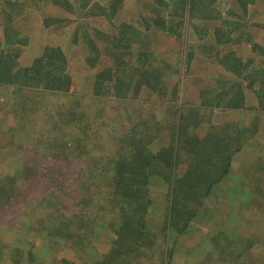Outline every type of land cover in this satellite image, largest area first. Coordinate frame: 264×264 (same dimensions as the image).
<instances>
[{"label":"rangeland","instance_id":"1","mask_svg":"<svg viewBox=\"0 0 264 264\" xmlns=\"http://www.w3.org/2000/svg\"><path fill=\"white\" fill-rule=\"evenodd\" d=\"M30 1L34 4L26 10L28 0H0V40L4 38L6 21L24 37L25 34L29 36L27 45H20L22 50L18 61L22 68L30 66L47 46H60L69 59L73 87L70 95L44 91L31 95L25 93V89L0 86V264H25L28 255L32 257V264H97L100 263L98 259L119 248L114 239L122 226L120 207L110 202L115 192L111 185L116 177L117 164L132 156L128 144L134 137L131 134L133 127L144 119L149 126L160 124L161 131L149 128L158 135L150 150L157 153L168 147L172 143L170 129L177 119L176 111L181 110L177 107L200 106V91L215 88L216 79L222 77L220 68L212 57L196 52L200 41L193 27L187 25L184 36L179 39L156 35L151 41L156 55L167 62L168 68L171 67L166 73L169 99L151 96L145 91L136 99L97 97L93 92L96 70L111 63L103 56L97 69L85 66V49L73 44L72 39L79 23L87 25L86 20L68 17L70 21L65 24L47 29L43 24L48 16L67 18L69 15L49 0ZM148 2L126 0L117 25L138 23L144 4ZM255 9L256 23L260 26L250 24L247 31L257 41L264 42L263 10ZM89 24L90 30L93 26L108 27L101 19H94ZM230 50L243 53V45L225 47L222 54ZM190 55L193 59L188 66ZM176 87L179 97L171 105L173 99L169 94ZM25 94L30 98L26 107ZM71 95H77L80 100L71 98ZM247 96L251 99L253 94ZM253 103H249L245 116L241 117L251 119L252 125L258 124L256 135L245 142L252 141L262 149L251 165L255 178L247 184L253 194L252 201L246 204V208L237 209L227 222V213L218 212V220L203 223V229L215 236L213 248L208 250L205 258V250H192L188 238L176 240L180 244L176 247L175 234L162 231L164 217L161 219L153 213L148 219L152 231L141 233L132 264L237 263L235 252L224 254L223 242L217 239L221 233L255 240L253 252L257 260L253 259V263L249 260L247 264H264V177L260 183H255L264 166V115L259 117L261 114L254 112ZM201 116L204 124L195 133L203 139L212 128L224 134L225 126L235 114L203 109ZM243 122H240V129H248ZM230 142L234 152L238 144H245L235 138ZM186 154L180 152L179 176L190 167L185 161ZM249 157H233L232 166L240 175L235 172L230 175L237 180L244 178L242 175L247 177L246 167L253 162ZM64 179L69 181L66 183ZM158 187L161 191L151 184V195L157 191L156 201L164 205L167 185ZM192 237V241H200V236ZM91 239H94L93 248L99 256L85 252ZM171 251L174 252L172 256Z\"/></svg>","mask_w":264,"mask_h":264},{"label":"trees","instance_id":"2","mask_svg":"<svg viewBox=\"0 0 264 264\" xmlns=\"http://www.w3.org/2000/svg\"><path fill=\"white\" fill-rule=\"evenodd\" d=\"M32 3L30 0L25 2V9L31 8ZM49 3L69 16H48L43 24L47 29L65 24L70 21L68 17L86 20L87 25L79 23L72 39L73 44L85 49V66L97 69L103 56L111 63L110 66L96 70L93 92L97 97L136 99L145 91L151 96L167 98L166 73L171 67L168 68L167 62L156 55L151 41L156 35L179 39L184 36L183 30L187 25L193 27L200 41L196 45V52L212 57L218 64L222 77L216 79L215 88L200 91V106L177 107L181 110L176 111L177 119L170 129L172 143L168 147L157 153L150 150L158 135L149 128L161 131L163 127L158 128L160 124L156 126V123H152L149 126L144 119L133 127L131 134L134 137L130 138L131 143L128 144L132 156L125 157L124 163L117 164L118 170L111 185L115 192L113 198H109L110 202L120 207L122 226L114 239L119 248L98 259L100 263L97 264H132L141 233L152 231L148 227V219L153 213L161 219L164 217L162 231L168 234L172 231L176 237L174 242L182 237L188 238L192 250H205V258L208 250L213 248L215 236L203 229V223L218 220V212L227 213V222L237 209L246 208L253 197L244 175V178L238 180L230 175L233 172L240 175L232 166L233 157L250 156L253 164L261 148L252 141L245 142L256 135L258 124L241 130L233 123H228L224 134L212 128L203 139L195 131L204 124L201 116L203 109L240 114L253 101L254 106L251 108L261 114L256 115H264V42L257 41L247 31L250 24L260 26L256 23L258 18L255 8L262 9L261 15H264V0H149L144 4L135 25L123 22L117 25L126 0H49ZM94 19L103 20L108 27L93 26L90 30L89 22ZM4 27V38L0 40V86L25 89V93L31 95L40 94V91L69 94L73 79L65 51L60 46H47L30 66L22 68L18 61L22 50L20 45H27L29 36L25 34L24 37L7 21ZM109 27L111 30H108ZM231 45H243V53L230 50L223 55V48ZM192 59L193 55H190L188 66ZM177 88L169 94L173 99L171 105L179 97ZM248 93L253 94L251 99ZM70 97L80 100L77 95ZM29 100L25 94V107ZM232 138L245 144H238L234 152L230 142ZM182 151L187 153L185 161L190 167L184 175L179 176ZM250 168L249 163L246 170ZM254 178L255 174H252L250 181ZM260 179L255 183H260ZM64 180L66 183L69 181ZM151 184L159 191L161 188L158 186L167 185L164 205L156 201L157 191L151 195ZM191 235L200 236V241H192L194 237ZM217 239L223 242L224 254L236 253L237 263L234 264H247L249 260L253 263L257 260L253 252L255 240L222 233ZM91 240L85 252L99 256L93 248L94 239ZM174 244L180 247L177 242ZM191 249H187L188 252ZM173 253L171 251L170 256ZM24 261L25 264L33 262L29 255Z\"/></svg>","mask_w":264,"mask_h":264},{"label":"crops","instance_id":"3","mask_svg":"<svg viewBox=\"0 0 264 264\" xmlns=\"http://www.w3.org/2000/svg\"><path fill=\"white\" fill-rule=\"evenodd\" d=\"M167 99H169V96L167 97ZM245 111H243V112H241L240 114L239 113H235V117L233 118V120L231 119L230 121V124L231 123H233L235 126H237V127H239V128H242V124H240V122H242V121H244L243 122V124L245 125V126H247V127H249L250 128V126H253L251 123H252V121H251V119L250 120H244V119H241V117H243V116H245ZM237 116H238V118H237ZM262 150V149H261ZM250 165H252V163L250 164ZM250 170V169H249ZM249 170L247 171V177H246V185L249 183V181H250V177H251V175L253 174L252 173V168H251V170H250V172H249ZM249 172V173H248ZM258 178H261V177H264V166H263V168L260 170V172H259V174H258V176H257ZM250 189V188H249ZM250 198H251V195H250ZM249 198V199H250ZM252 200H250V202H251Z\"/></svg>","mask_w":264,"mask_h":264}]
</instances>
